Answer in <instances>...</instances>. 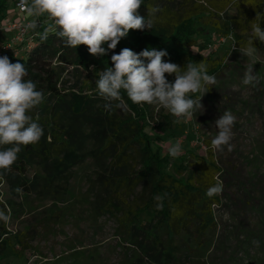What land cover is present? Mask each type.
Masks as SVG:
<instances>
[{
	"label": "trees",
	"instance_id": "1",
	"mask_svg": "<svg viewBox=\"0 0 264 264\" xmlns=\"http://www.w3.org/2000/svg\"><path fill=\"white\" fill-rule=\"evenodd\" d=\"M5 1L0 0V20L6 15ZM202 1L205 7L192 3L183 10H175L162 0H142L141 15L147 16L149 5L161 9L154 26L149 31L130 30L116 49L101 57L90 55L84 45L77 49L66 47L55 35L54 26L48 39L41 40L40 34L50 21L44 16L34 17L37 27L28 29L24 40L13 44L3 56H8L12 63L24 64L28 71L25 79L34 81L37 90L43 93V101L29 114L44 134L38 143L22 146L10 171L0 170V183L2 179L11 183L14 195L37 191L39 186L47 195L56 191L53 183L72 167L92 158L100 169L96 179L103 194L96 200L98 210L116 220L117 230L136 252L135 260L181 264V252L188 241L202 245L205 233L215 227L212 207L219 203V198L209 197L207 190L217 185L220 167L211 155L193 154L192 170L179 180L167 170V155H161V149L153 143L161 137L149 130L150 104H135L121 90V99L113 102L111 111H106L96 100L97 87L94 93H85L83 89L87 85L86 91L93 90L91 83L98 79V72L111 67V55L123 48L136 53L145 48L166 50L169 54L164 57L166 61L182 69L189 60L202 61L208 65V74H214L218 60L185 49L198 34L199 14L215 11L218 17L225 15L235 30L234 46L238 49L251 35L250 24L257 11L264 13V0ZM229 8L234 14H226ZM260 26L264 29V19ZM14 34L5 43L13 42ZM254 45L257 53L264 56V43L255 40ZM68 72L84 78L79 90L63 88L62 74ZM165 75L170 82L174 81L175 74ZM189 95L196 98L195 94ZM7 147L10 146H0V150ZM31 164L39 166L43 175L27 180ZM157 195H165L162 210L156 208ZM1 197L0 192V211L8 216ZM144 215H150L147 222ZM23 235H11L6 222L0 220V256L6 255L11 245L22 243Z\"/></svg>",
	"mask_w": 264,
	"mask_h": 264
},
{
	"label": "rangeland",
	"instance_id": "2",
	"mask_svg": "<svg viewBox=\"0 0 264 264\" xmlns=\"http://www.w3.org/2000/svg\"><path fill=\"white\" fill-rule=\"evenodd\" d=\"M14 1H5L8 7L0 20L1 45L13 37L14 32L6 29L8 22L34 20L17 13ZM202 2L162 0L175 10L192 3L205 7ZM216 14H199L198 34L185 46L193 54L218 60L212 74L216 83L205 95L203 91L194 93L196 98L204 95L203 108L186 119L151 104L148 125L153 135L161 137L153 143L161 149V155H167L168 172L179 180L192 170L193 154L211 155L221 170L217 185L222 191L216 194L219 203L212 207L215 227L205 233L202 245L188 241L181 252V264H264V56L256 53L245 57L237 51L235 30L225 15ZM226 14H234V10L229 8ZM249 65H253L259 79L254 87L242 83ZM62 80L66 90H79L84 82L83 77H74L70 72L62 74ZM91 84L93 90L86 91V85L85 93L96 92L95 81ZM96 100L105 104L99 96ZM225 111L236 117L230 141L233 148L213 150L215 121ZM177 142L182 152L173 157L169 149ZM99 174L97 163L87 158L55 181L56 191L47 195L40 186L37 191L14 195L11 183L2 179L0 192L8 212L7 230L11 235H24L22 243L11 245L6 255L0 256V264H148L145 259L135 260L136 252L117 230L116 220L98 210L96 200L103 195L96 179ZM36 175L42 176L43 172L31 164L25 178L32 180ZM149 218L144 215V222Z\"/></svg>",
	"mask_w": 264,
	"mask_h": 264
},
{
	"label": "clouds",
	"instance_id": "3",
	"mask_svg": "<svg viewBox=\"0 0 264 264\" xmlns=\"http://www.w3.org/2000/svg\"><path fill=\"white\" fill-rule=\"evenodd\" d=\"M141 5L142 0H19V6L29 18L44 16L50 21L40 34L41 40L48 39L54 26L55 35L66 47L77 49L84 45L93 57L104 56L109 50L116 49L130 30L149 31L154 26L161 9L149 5L145 16L140 14ZM262 19L264 13L257 11L250 24L251 35L236 49L245 57L257 53L255 40L264 43ZM36 27L35 20L26 25L27 29ZM168 55L166 50L156 48H145L139 53L123 48L119 53H113L112 66L98 72L95 81L99 96L105 100V110H112L113 102L121 99L123 90L135 104H158L174 117L191 119L203 108L201 98L211 89L209 86L216 83V78L208 74V65L202 61L189 60L182 69L166 61L164 57ZM253 65L245 70L242 83L246 86L254 87L259 83ZM165 74H175L174 81L170 82ZM27 75L24 64L12 63L8 56H0V146H10L0 150V170L10 171L22 146L38 143L44 134L43 128L29 114L41 104L43 93L37 90L34 81L25 79ZM201 91L204 92L202 97L193 99L189 95ZM235 121L236 117L230 111L216 119L217 134L211 140V149L223 151L227 146V150L232 151L230 141ZM169 152L173 157L179 156L181 144L175 143ZM221 191L220 185H214L207 194L211 197ZM165 195L154 197L157 210L163 209ZM0 220L8 221L3 211H0Z\"/></svg>",
	"mask_w": 264,
	"mask_h": 264
},
{
	"label": "built area",
	"instance_id": "4",
	"mask_svg": "<svg viewBox=\"0 0 264 264\" xmlns=\"http://www.w3.org/2000/svg\"><path fill=\"white\" fill-rule=\"evenodd\" d=\"M15 8L20 15L26 14V12L19 6V1L15 3ZM23 20V19H22ZM28 21H15V22H8L7 30L15 32L14 34V41L10 43H4L3 45L0 44V56H3L4 52L11 51L13 44L21 43L24 40V36L27 33L26 25ZM30 47V45H29ZM16 54V53H15Z\"/></svg>",
	"mask_w": 264,
	"mask_h": 264
},
{
	"label": "crops",
	"instance_id": "5",
	"mask_svg": "<svg viewBox=\"0 0 264 264\" xmlns=\"http://www.w3.org/2000/svg\"><path fill=\"white\" fill-rule=\"evenodd\" d=\"M20 16V15H19ZM18 21V20H17ZM20 21H22V20H20Z\"/></svg>",
	"mask_w": 264,
	"mask_h": 264
}]
</instances>
